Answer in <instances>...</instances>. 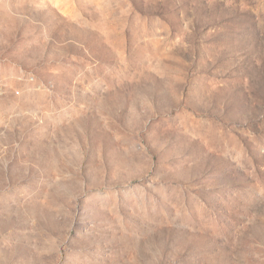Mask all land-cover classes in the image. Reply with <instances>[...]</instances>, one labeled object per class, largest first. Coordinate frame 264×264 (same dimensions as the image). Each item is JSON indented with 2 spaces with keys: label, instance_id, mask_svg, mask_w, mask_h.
<instances>
[{
  "label": "rangeland",
  "instance_id": "374dc122",
  "mask_svg": "<svg viewBox=\"0 0 264 264\" xmlns=\"http://www.w3.org/2000/svg\"><path fill=\"white\" fill-rule=\"evenodd\" d=\"M0 264H264V0H0Z\"/></svg>",
  "mask_w": 264,
  "mask_h": 264
}]
</instances>
